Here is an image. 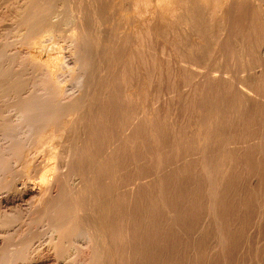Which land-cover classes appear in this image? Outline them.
I'll return each mask as SVG.
<instances>
[{
	"label": "rangeland",
	"instance_id": "rangeland-1",
	"mask_svg": "<svg viewBox=\"0 0 264 264\" xmlns=\"http://www.w3.org/2000/svg\"><path fill=\"white\" fill-rule=\"evenodd\" d=\"M65 1L81 15V32L62 29L59 43L36 38L5 50L44 64L57 99L77 87V98L98 95L103 120L89 116L84 126L102 124L106 217L123 235L118 264H264V0ZM69 38L80 65L62 51ZM79 119L70 115L17 149V171L6 172L4 186H37L45 156L55 152L56 166L63 147L74 151ZM49 173L56 194L64 182ZM13 196L21 207L31 203Z\"/></svg>",
	"mask_w": 264,
	"mask_h": 264
},
{
	"label": "bare ground",
	"instance_id": "bare-ground-1",
	"mask_svg": "<svg viewBox=\"0 0 264 264\" xmlns=\"http://www.w3.org/2000/svg\"><path fill=\"white\" fill-rule=\"evenodd\" d=\"M78 8L82 10L84 7ZM9 10L15 11V16L8 20L12 29L0 36V134L3 136L0 143V193H7L0 202L4 205L0 209V264H118L117 256L121 251L118 243L123 235L114 228L117 220L106 217L108 206L102 172L104 159L100 150L103 143L101 146L99 143L102 124L96 126L102 122V113L93 106L98 102H93L98 95L91 96V99L86 96L77 98V87L76 95L66 93L57 99L48 86L50 74L44 64H36L30 57L21 56L17 51L7 53L5 50L8 46L32 45L35 42L30 41L36 38H45V42L51 41L52 44L59 43L57 32L62 29L69 28L76 36V29L82 31L81 24L76 21L81 15L73 14L65 0H0V22L8 18L6 13ZM73 39L69 38L66 42V51L60 48L69 63L75 65L80 62L78 55L82 51ZM130 54L133 56V53ZM211 72L209 75L212 74V77L218 75V71L216 75H213V70ZM99 81L96 84L99 85ZM241 86L245 89L240 90L242 94L246 93L247 87ZM74 114L80 118L83 126L88 123L84 121H88L89 116L93 118L96 146L92 147L94 143L91 145L90 142L93 127L89 128L92 133L86 129L90 118L87 127L80 125L76 130L73 152L69 146L63 147L57 156L59 161L56 166L53 164L55 152L45 156L46 162L37 172V186L28 188L27 182L19 186L16 183L4 186L6 172L15 174L17 171L18 164L12 159L14 153L19 151L17 149H30L35 139L53 127H60L64 118ZM90 153H94V162L88 160ZM49 164L52 166L48 169ZM51 169L60 173L59 177L64 182L63 188L56 194L51 193L52 186L49 184ZM9 193L17 194L20 200L29 199L30 205L21 207L19 201ZM34 198L40 199L36 206L32 204ZM135 254H139L138 251Z\"/></svg>",
	"mask_w": 264,
	"mask_h": 264
}]
</instances>
